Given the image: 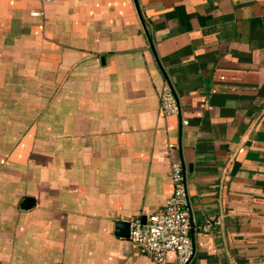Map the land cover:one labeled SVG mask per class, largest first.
Listing matches in <instances>:
<instances>
[{
  "label": "crops",
  "instance_id": "0c3cea01",
  "mask_svg": "<svg viewBox=\"0 0 264 264\" xmlns=\"http://www.w3.org/2000/svg\"><path fill=\"white\" fill-rule=\"evenodd\" d=\"M177 162L189 264H264V0H0V264H156Z\"/></svg>",
  "mask_w": 264,
  "mask_h": 264
},
{
  "label": "built area",
  "instance_id": "2783aa9c",
  "mask_svg": "<svg viewBox=\"0 0 264 264\" xmlns=\"http://www.w3.org/2000/svg\"><path fill=\"white\" fill-rule=\"evenodd\" d=\"M160 107L165 116L179 111L178 100L169 85L161 91ZM174 146L170 144L169 148ZM170 176L174 190L165 207L151 214L146 224L132 221L129 239L134 247L150 256L156 264H189L194 254L191 237L193 214L183 165L173 163Z\"/></svg>",
  "mask_w": 264,
  "mask_h": 264
},
{
  "label": "water",
  "instance_id": "95a60500",
  "mask_svg": "<svg viewBox=\"0 0 264 264\" xmlns=\"http://www.w3.org/2000/svg\"><path fill=\"white\" fill-rule=\"evenodd\" d=\"M34 204H35V200H34V198H31V197H27L24 201H23V203H22V205H21V208H23V209H30V208H32L33 206H34ZM127 228L126 229V232H125V234L124 233H122L121 235L122 236H124V237H128L130 234H129V231H130V224L129 223H127V222H119L118 224H117V230L119 229V228Z\"/></svg>",
  "mask_w": 264,
  "mask_h": 264
}]
</instances>
